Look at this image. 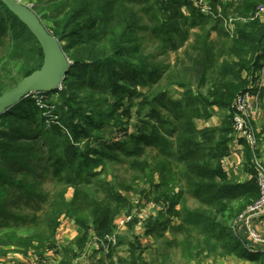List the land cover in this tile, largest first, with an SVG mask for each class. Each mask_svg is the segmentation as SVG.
I'll list each match as a JSON object with an SVG mask.
<instances>
[{
    "label": "trees",
    "instance_id": "obj_1",
    "mask_svg": "<svg viewBox=\"0 0 264 264\" xmlns=\"http://www.w3.org/2000/svg\"><path fill=\"white\" fill-rule=\"evenodd\" d=\"M34 1L37 15L43 13L41 10L52 9L48 16L51 26L46 28L61 42H66L63 50L73 61L61 88L42 92L59 94L58 108L54 110L58 117L52 119L50 116L52 121L56 120L54 124L57 127L63 121L70 128L76 118L86 116L82 106L84 100L71 91L76 83L82 88H98L97 84L88 82L89 72H95L97 68H88L93 64L99 65V75L108 76V81H114L118 75L128 83L148 87L149 90L140 95L151 97V100L146 114L148 120H143V129L139 133L132 134V144L101 140L99 144L104 147L100 148V145L88 149V152H81L69 141H66L64 151L57 150L58 146L53 145V129H46L41 118L42 110L32 94L0 115L3 126L0 127V255H7L5 247L15 246L24 252L34 247L36 251H42H39L42 257L43 252L55 245V232L63 214L74 219L80 229L74 243L79 251L76 256L85 251L90 233L99 238L111 235L115 217L126 207L132 209L125 195L113 190L102 198L97 192L78 187L71 201L64 195L69 186L75 187L87 181V176L98 177L104 173L91 170L85 176L84 165L99 162L97 158L91 160V153L101 159L121 161L127 160L119 156L124 152L129 158H134L130 169L138 171L130 188L136 187V192L143 198L164 202L158 216L146 222L145 232L159 236H164L167 231L173 233L174 238L167 239L166 243L180 250V258L185 264H204L212 256L252 261L262 259V252L249 253L245 247L246 239L232 225L260 195L251 149L243 141L246 170L251 173L248 181L242 182L236 175L228 173L223 159L230 153L235 101L251 83L261 79L264 21L257 16V6L264 0H213L215 13L210 17L202 15L192 0L166 1L163 5L168 11L167 18L155 26L153 34L167 35L164 36L165 46L176 52L183 45L178 43L179 37L184 40L192 34L193 40L183 56L177 54L175 62L165 63L162 67H158L153 56L146 63L137 64L129 59L120 65L122 53L128 50L125 47L128 35L140 25L139 16L127 2L139 0H68L60 7L56 4L58 0ZM45 2L47 6L42 7ZM219 4L221 12L216 13ZM184 7L188 14L182 11ZM140 11L149 13L147 7H141ZM235 14L247 19L234 23L236 33L230 36L223 23ZM151 17L156 18L153 14ZM192 28L197 30L192 33ZM101 45L105 48L110 45V49L98 56L94 52ZM43 56L36 37L0 0V95L40 68ZM117 65L120 70H116ZM172 86L187 89L184 97L174 99L170 93ZM257 90L258 84L254 91ZM146 103L141 102V114L147 108ZM65 106L68 112L60 117ZM216 108L221 113L226 110L230 115L222 117L218 125L199 127L195 120H210L214 114L217 115ZM46 118L44 116V120ZM85 123L94 125L89 120ZM82 125L80 123L79 126ZM74 132L89 135L81 128ZM37 142L44 144L53 154L45 156L41 146L35 144ZM148 146L156 149L158 156L151 158L147 153ZM36 158L41 161L35 163ZM43 160L51 164L56 160L52 164L53 169L39 164ZM51 174L54 175L51 179L54 186L49 197L40 190L38 183L39 180H47ZM13 188L21 191L22 195L17 196L26 199L37 196L38 199L52 201L51 209L41 210L43 213L32 217L17 214L11 210L12 199L16 197L11 190ZM187 196L198 203L196 207L189 206ZM131 228L134 229L133 226ZM140 241L137 238L130 242L120 237L121 243L127 242L131 247L128 257L119 259L118 264H140L143 256V250L139 251ZM66 251L70 252L68 248ZM164 262L167 264V258Z\"/></svg>",
    "mask_w": 264,
    "mask_h": 264
},
{
    "label": "rangeland",
    "instance_id": "obj_2",
    "mask_svg": "<svg viewBox=\"0 0 264 264\" xmlns=\"http://www.w3.org/2000/svg\"><path fill=\"white\" fill-rule=\"evenodd\" d=\"M19 1L34 10V0ZM67 1L68 0H58L56 4L60 7V5L66 3ZM166 1L169 2V0H139L132 3L127 2V4L130 5L133 9L136 16H139L138 24L140 25L139 28L132 31L128 35L125 44V47H127L128 50H125L122 53L120 57V65L124 64L125 60H128L129 62V59L137 64L146 63L147 61H149V57L153 56L158 67H162L165 63L168 64L175 62L177 54L183 56L184 50L193 40L192 34L188 39L183 40L180 37L178 38V43L183 45L177 49V52L165 46L166 37L164 36L167 35L156 36L153 34L155 26L164 22V20H166L167 18L166 16L168 14V11L164 8L163 5L164 3H166ZM192 1L195 2V5L198 7L197 9L201 11L202 15L209 17L214 16L212 15L213 13H215V11L212 9L213 0ZM226 1L235 0H224V2ZM54 2H56V0ZM54 2H52V4ZM260 4L257 6V8L260 6ZM45 6H47L46 2L42 4V7ZM141 7H147L149 13L140 11ZM221 8L222 6L219 4L217 6L216 13L221 12ZM51 10L52 9L48 10V8H46L44 10H41L43 13L38 14L44 25L47 27L51 26V20L48 17L53 12ZM182 11L185 14H188V9L186 7L182 8ZM45 13L46 16H44ZM152 14L153 16H156V18L153 19L151 17ZM262 16L263 19L261 18V20L264 21V6L262 10ZM246 19L247 18L245 17L238 16V14L230 15L228 22L223 23V26L229 32V35L233 36L236 33V27L234 26V23ZM116 29L118 31L120 29L118 24H116ZM196 30L197 29L194 28L191 29L192 33ZM65 44L66 42L63 41L62 46ZM109 49L110 45H108L106 48L101 45L94 53L98 56H102L103 53L105 51H109ZM86 56L87 52L84 53V57ZM88 68H96L94 69L95 72H89L90 78L88 82L91 84H97L98 88H90L87 86L82 88L79 83H76V86H73V90L71 92H73L74 94H79L80 97L84 100L82 106L84 108V113L86 116L76 118L74 121V125L70 128H67V126L63 124V121H60L61 125L60 127H57L56 124H54L56 120H51V118L54 119L58 117L54 114V110H57L58 108L57 103H59L58 93L46 94L42 92H36L32 94V96L36 99L39 108L42 110L41 118L42 121H44V123L46 124V129H53L51 130L53 132V136L55 137L53 145L58 146L57 150L59 152L64 151L63 148H65L68 141L72 146H78L81 152H88V149L92 150V148L100 146L101 144H99V142H101V140L113 143H115L116 141H128L130 142L129 144H132L134 142L132 134L134 135V133L136 132L139 133L142 128L141 126L143 124V120H148L146 114L147 112H149V101L151 100V97L146 98L143 97L144 95H140L146 93L147 90H149L148 87L128 83L125 79L118 75L114 77V81H108V76L105 77V75H99V65L93 64ZM116 70H120L119 65L116 66ZM138 75L142 76L143 74L138 73ZM261 83L263 86H261L263 92L264 65L261 70V79L259 80V82L251 83L249 88L255 89L256 85L258 84L259 86V84ZM170 89L172 97L176 100H180L181 98H183L187 91V89L181 86H172ZM251 93L253 92L251 91ZM141 102H145L147 104V108L145 109V111H142V114L140 106ZM248 103L250 104V106H252L250 109L251 111L249 112L251 118H254L251 120L252 125L250 128L257 138L256 142L249 145V143L246 141L247 138L244 137L243 132L236 127V107L235 114L233 116V132L231 133V138L232 142L233 140L241 141V145L242 147H244V151L245 146L243 144V141H246L249 147L252 146L250 147V149L253 163L257 165L258 162L260 164H263L261 166L264 167V93L263 96L260 97V99L258 98V96H256V94H254L253 98H249ZM255 106H258V108H256ZM66 110L67 107L65 106V110L60 111V117L67 114L68 111ZM216 112L217 115L214 114L215 116H213L210 120L202 121V119H196L195 121L197 122L199 127L218 125L220 124L222 117L224 118L225 115H230V113L226 110L221 113L218 108H216ZM44 116L47 117L45 120ZM85 120L92 121L94 125L85 123ZM80 123H83V125L79 126ZM1 126L2 125L0 123V127ZM79 128L84 129L89 135L75 134L74 131L78 130ZM174 138L175 135L171 136V140H173ZM243 138H245L246 140ZM232 142L230 143V148L232 146ZM35 144H38L39 147L41 146L42 149L40 148V150L45 156L53 154L47 151V147L44 146V144L39 142ZM102 147L104 146L101 145L100 148ZM147 153L151 158H153L155 156H158L159 152L156 151V149L148 146ZM89 156L91 160H94L93 158H97L96 160H98L99 162L95 164H93V162H89L86 165L83 164L86 171L85 176H87V174L89 173L88 171L91 170L95 173H104L99 175L98 177L89 175L87 176V181L80 183L78 186H69L64 197L67 200L71 201V199H73L76 187H78V189L80 190H91L93 192H97L98 195L102 198L106 194H110L113 190L116 192L119 191L121 194L125 195V197H127V200L131 202L132 209L128 210L129 207H126V209H122L121 213H119L115 217L114 231L111 235H109L111 240L108 241L107 236L101 238L97 236L98 239H95V236L90 233L85 251L76 256L75 254L78 249L74 243L79 236L80 229L78 228V225L74 219L63 214L60 217V224L55 232V245L52 248L53 250H56V255L54 256V258L53 256L49 257L50 249L46 252H43V256L41 257L39 253L42 251H36L34 247L24 252L19 247L7 246L5 247L7 255H0V264H100L101 262H105L106 264L116 262L118 264L119 259H125L128 257V249H130L131 247V245H128L127 242L121 243L120 237L121 239H129L130 242H135L137 238L141 240V247L139 251L143 250V256L140 257V264H143V262L149 264H162L166 260V258L167 264H185L184 261L180 258V250L166 243L167 239L171 240L172 238H174L173 233L167 231L165 232L164 236H159V234L149 235L145 232L146 222L149 219H154L158 216L159 211L164 208V202H155L152 199L143 198L138 192H136V187H133L132 189L130 188L133 177L138 174V171L133 172V169H130V165L133 164L134 158H129V156H127L124 152L119 153V156L121 158H127L128 161L126 159H123L121 161H114L109 158L101 159L100 156L98 157V155H95L94 153H91ZM78 157L80 158V155ZM40 159L36 158L35 163L41 161ZM54 162L56 163V160ZM246 162L247 160L245 156V159L241 163V170L246 169ZM39 164L45 166V168L49 167L50 169H53L51 162L47 160H43ZM48 177L49 178L47 180H39L38 187L45 195L47 194L50 197L53 192L54 186L51 179L52 177H54V175L51 174ZM157 180L158 178L156 179V181ZM140 184H142V182ZM11 190L16 195V197L12 199L13 206L11 207V210L16 212L17 214L19 212V214L32 217L35 214H41L43 213V211L51 209L52 201H44L42 199H38L37 196H31L30 198L26 199L24 196L20 197L22 195L21 191H18L15 188ZM18 194L21 195L17 196ZM187 197H189L187 202L189 206L196 207L198 203L194 199H192V197ZM239 218L240 216H238L236 220H238ZM122 219H124L126 222H124ZM129 222H132L134 224L131 225ZM177 222H179V220ZM234 222L232 223L233 227ZM132 226L134 227V229L131 228ZM132 232L135 233L133 235H136V237H133V235L131 234ZM163 232L160 231V233ZM236 232L239 233V229L237 227ZM239 234L246 239V248L247 244H252L251 247H253L254 245L255 247H259V245H256L251 239H249L247 234ZM35 244L38 246V243ZM66 248H68L70 252H67ZM110 251L112 252V257H110L109 259L108 255ZM51 258L53 259L51 260ZM246 260L247 259L231 256H212L207 258L204 264H251L249 262H246ZM263 261L264 254L261 264H263Z\"/></svg>",
    "mask_w": 264,
    "mask_h": 264
},
{
    "label": "water",
    "instance_id": "obj_3",
    "mask_svg": "<svg viewBox=\"0 0 264 264\" xmlns=\"http://www.w3.org/2000/svg\"><path fill=\"white\" fill-rule=\"evenodd\" d=\"M32 32L43 50V64L0 95V115L36 92L58 90L70 69L71 60L62 42L46 28L31 7L19 0H1Z\"/></svg>",
    "mask_w": 264,
    "mask_h": 264
},
{
    "label": "built area",
    "instance_id": "obj_4",
    "mask_svg": "<svg viewBox=\"0 0 264 264\" xmlns=\"http://www.w3.org/2000/svg\"><path fill=\"white\" fill-rule=\"evenodd\" d=\"M263 6H264V2L261 3L257 9V16H260V18L262 19H263V16H262ZM261 86H262V83L259 84L257 92L254 91L255 90L254 88H249L247 91H245L244 93H242L240 96L237 97L235 104H234L237 110V114L235 116L237 117L235 121V124L237 125L236 127L240 131L243 132L244 137L247 138V140L245 138L243 139H245L249 143V145L254 144L257 138L254 135L252 129L250 128L252 125L251 120L254 117L251 118L249 111H251L250 109L252 106H250L248 101L250 97L253 98L254 94H256V96H258V98L260 99L261 93H262V87H263ZM251 91L253 93H251ZM256 108H258V106ZM261 165L263 164H260L258 162H257V165L255 164L256 170H257L256 181L260 189V196L254 203L248 206L246 211L243 214H241L238 220H235L234 227L235 228L237 227L239 229L245 225L246 226L245 231L239 230V232L247 234L249 239H251L256 245H259V247L257 246L258 248H255V245H254L253 252L255 253L262 252L264 254V236L259 234L257 230L251 225L252 223L251 221L253 219L264 215V167ZM122 220L126 222L124 219ZM239 222H240V225H239ZM107 237H108V241L111 240L109 236ZM95 239H98L97 236H95ZM251 245L252 244H247V248L252 249L253 247H251ZM263 264H264V261H263Z\"/></svg>",
    "mask_w": 264,
    "mask_h": 264
},
{
    "label": "crops",
    "instance_id": "obj_5",
    "mask_svg": "<svg viewBox=\"0 0 264 264\" xmlns=\"http://www.w3.org/2000/svg\"><path fill=\"white\" fill-rule=\"evenodd\" d=\"M256 103V102H255ZM245 159V151L244 147L241 145V141L233 140L232 146L230 148V153L223 159V165L225 170L230 173L236 175L240 181H248L251 178V173L244 169L241 170V163ZM243 214V213H242ZM251 225L257 230L259 234L264 236V215L257 217L251 221ZM246 226L244 225L242 228H239V230L245 231ZM258 248V247H255ZM254 246L252 249H248L249 253H255L253 252ZM53 250V249H50ZM49 250V257L56 255V250L50 251ZM51 253V254H50ZM51 258V260L53 259ZM50 259V258H49ZM102 259V258H99ZM105 260V259H104ZM262 259L259 261H252L247 259L246 262H249L251 264H261Z\"/></svg>",
    "mask_w": 264,
    "mask_h": 264
}]
</instances>
